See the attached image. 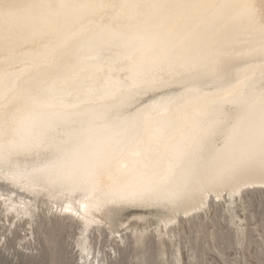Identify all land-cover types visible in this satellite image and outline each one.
Masks as SVG:
<instances>
[{"label":"bare ground","instance_id":"6f19581e","mask_svg":"<svg viewBox=\"0 0 264 264\" xmlns=\"http://www.w3.org/2000/svg\"><path fill=\"white\" fill-rule=\"evenodd\" d=\"M0 180L79 222L81 264L115 206L264 187V0H0Z\"/></svg>","mask_w":264,"mask_h":264},{"label":"rangeland","instance_id":"374dc122","mask_svg":"<svg viewBox=\"0 0 264 264\" xmlns=\"http://www.w3.org/2000/svg\"><path fill=\"white\" fill-rule=\"evenodd\" d=\"M0 186L4 193L13 188L5 180ZM214 196L200 210L177 213L168 227L164 220L172 212L161 205L113 207L108 227L92 234L90 259L101 264H264V187H245L232 204L227 192ZM38 205L31 217L0 204V264H81L79 222L56 212L52 200L39 199Z\"/></svg>","mask_w":264,"mask_h":264}]
</instances>
